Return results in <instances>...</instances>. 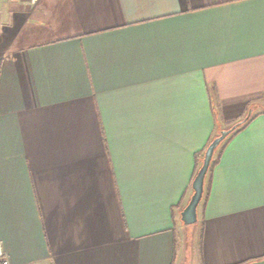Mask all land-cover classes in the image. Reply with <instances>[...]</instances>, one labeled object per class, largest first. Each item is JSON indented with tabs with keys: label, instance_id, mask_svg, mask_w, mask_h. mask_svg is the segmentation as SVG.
<instances>
[{
	"label": "crops",
	"instance_id": "0c3cea01",
	"mask_svg": "<svg viewBox=\"0 0 264 264\" xmlns=\"http://www.w3.org/2000/svg\"><path fill=\"white\" fill-rule=\"evenodd\" d=\"M0 239L11 264H264V0H0Z\"/></svg>",
	"mask_w": 264,
	"mask_h": 264
},
{
	"label": "water",
	"instance_id": "95a60500",
	"mask_svg": "<svg viewBox=\"0 0 264 264\" xmlns=\"http://www.w3.org/2000/svg\"><path fill=\"white\" fill-rule=\"evenodd\" d=\"M231 130L230 128L220 131L205 151L202 165L192 182L193 193L188 204L181 212V219L185 225H191L198 221V206L204 195L206 175L210 170L217 147L229 136Z\"/></svg>",
	"mask_w": 264,
	"mask_h": 264
},
{
	"label": "trees",
	"instance_id": "16d2710c",
	"mask_svg": "<svg viewBox=\"0 0 264 264\" xmlns=\"http://www.w3.org/2000/svg\"><path fill=\"white\" fill-rule=\"evenodd\" d=\"M249 112V111H248ZM251 118V115H249V113L242 119V120H240V121H238V122H236L235 124H233L232 126H231V133L230 134H232V133H234L235 131H237L238 129H240L246 122H248L249 121V119ZM229 134V135H230ZM218 136V135H217ZM216 136V137H217ZM216 137H214V138H216ZM214 138L212 139V141L214 140ZM226 140V139H225ZM224 140V141H225ZM212 141H210V143L212 142ZM223 141V142H224ZM222 142V143H223ZM209 143V144H210ZM221 143V144H222ZM220 144V145H221ZM219 145V146H220ZM209 146V145H208ZM219 146L217 147V149L219 148ZM216 149V150H217ZM205 151L206 150H204V151H202V152H200L199 153V157H198V170H199V168L201 167V165H202V161H203V158H204V154H205ZM215 164V160H214V158H213V161H212V163H211V167L210 168H212L213 167V165Z\"/></svg>",
	"mask_w": 264,
	"mask_h": 264
},
{
	"label": "built area",
	"instance_id": "2783aa9c",
	"mask_svg": "<svg viewBox=\"0 0 264 264\" xmlns=\"http://www.w3.org/2000/svg\"><path fill=\"white\" fill-rule=\"evenodd\" d=\"M40 0H27V3L31 6H35ZM0 264H11L10 257L5 250L4 243L0 239Z\"/></svg>",
	"mask_w": 264,
	"mask_h": 264
},
{
	"label": "rangeland",
	"instance_id": "374dc122",
	"mask_svg": "<svg viewBox=\"0 0 264 264\" xmlns=\"http://www.w3.org/2000/svg\"><path fill=\"white\" fill-rule=\"evenodd\" d=\"M193 227V226H192Z\"/></svg>",
	"mask_w": 264,
	"mask_h": 264
}]
</instances>
